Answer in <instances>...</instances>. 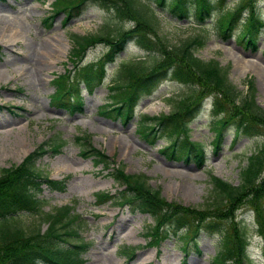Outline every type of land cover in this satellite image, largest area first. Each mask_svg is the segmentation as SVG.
Here are the masks:
<instances>
[{"label": "rangeland", "instance_id": "rangeland-1", "mask_svg": "<svg viewBox=\"0 0 264 264\" xmlns=\"http://www.w3.org/2000/svg\"><path fill=\"white\" fill-rule=\"evenodd\" d=\"M142 1L156 4L155 0ZM238 2L228 0L226 8L233 9ZM52 3L53 0H0V35H8L16 29L20 36L14 43L0 40V106L8 107L0 109V170L19 165L44 142L50 147L54 142L64 141L66 144L59 154L48 153L35 164L47 179H63L66 183L64 190L42 185L41 191L36 192L43 200L42 210L49 212L72 205L73 213L80 216L72 225L79 235L57 241V244L69 246L87 242L89 247L82 254L85 264H215L214 257L220 248L219 231L201 230L184 249L180 235L167 227L159 243L149 247L147 243L151 238L147 232L155 223L150 214L139 212L129 202L120 203L122 194L98 204L97 192L117 194L125 187L109 175L111 169L95 166L93 157H83L75 137H90L92 146L104 151L111 164L122 167L125 172L146 175L149 183L160 189L169 202L205 208L213 201L210 176L239 184V173L247 165V158L263 142L262 136L236 138L235 126H228L216 150L213 144L214 100L209 97L194 119L188 121L190 140L206 148V164L199 166L196 160L169 158L162 149L173 139L160 132V139L153 144L139 132V126L144 115L153 117L172 112L174 104L169 99L185 98L193 93V86L182 84L171 76L153 95L141 97L134 117L127 124L121 118L101 114L102 106L108 103L117 66L138 58L149 61L151 57L134 40L129 41L116 63L108 67L103 84L93 94L83 93L82 112L72 113L50 104L54 76L72 69L69 61L73 50L72 35L112 34L131 27L129 23L120 22L111 10L93 1L83 5L75 17H69L65 25L67 14L54 15ZM258 3L259 13L264 16V3L262 0ZM191 8L190 19L174 16L167 6L156 9L161 23L159 33L165 37L164 41L171 46L196 36L203 37L205 45L196 50V55L204 61L216 60L228 68L231 82L243 92L247 91L248 81H252L257 103L264 109V30L254 49L239 38L242 19L225 38L218 26L221 13L217 11L204 25H198L194 5ZM51 15H54L52 20L45 23L43 20ZM106 51L104 45L90 49L85 64L99 60ZM196 90L197 96L201 95L202 90ZM208 92L207 89L206 94ZM182 139L183 136L178 138ZM210 213L211 219H216V210L211 209ZM41 216L22 213L17 218L24 227H31L40 222ZM236 216L248 230L251 256L257 264H264L263 239L257 232L254 211L244 205ZM46 227V223L41 224L42 230ZM122 246L139 247L133 260H127L119 251Z\"/></svg>", "mask_w": 264, "mask_h": 264}, {"label": "trees", "instance_id": "trees-1", "mask_svg": "<svg viewBox=\"0 0 264 264\" xmlns=\"http://www.w3.org/2000/svg\"><path fill=\"white\" fill-rule=\"evenodd\" d=\"M99 2L111 10L122 23H129L128 29L115 33L72 35L73 50L70 61L74 71H67L53 80L55 86L52 102L72 113L82 112L83 92L93 93L102 85L108 73L107 67L116 62L119 54L130 40L146 50L151 57L121 62L115 69L110 86V103L100 113L131 121L135 108L144 95L154 94L167 77L194 87L193 93L185 98L169 99L173 110L159 116H142L139 132L154 144L160 132L173 140L162 150L171 159L196 160L199 166L206 163V149L202 143L190 140L189 122L194 119L203 102L213 97L214 146L219 149L223 131L235 126L236 138L240 136H262L263 142L247 158V165L239 173V184H233L211 175L213 201L205 208L184 206L176 201L169 202L160 189L154 188L144 174L127 173L122 167L110 173L120 184L126 186L122 202H131L143 213H150L155 224L147 232L152 242H157L161 231L170 225L175 231L184 229L182 237L194 239L197 233L220 232V248L214 257L215 264H255L248 251V230L236 219L237 211L244 205L255 213L256 225L264 241V109L256 100V89L252 81L243 92L229 78V69L216 60L204 61L196 50L205 45L201 36L169 45L159 33L160 19L156 9L167 6L180 19L191 18V6L195 7L196 24L204 25L218 11L219 30L225 38L233 32L239 19L243 20L239 34L247 46L257 49L258 39L264 30L263 13H259L258 0H239L236 7L227 9L228 0H155L156 4L142 0H53V13L65 12L67 20L76 16L87 2ZM264 3V0H262ZM246 18H243V15ZM51 16L48 17L50 22ZM66 20V21H67ZM105 44L107 52L96 62L83 66L87 51L99 44ZM202 90L197 96L196 88ZM209 90L206 94V90ZM194 94V96H193ZM193 96V97H192ZM189 119V120H188ZM183 136L181 141L178 140ZM83 157H94L95 165L110 169L111 162L104 154L91 146L88 136L76 137ZM66 142H54L48 149L47 142L40 144L27 155L19 165L0 170V264H84L82 253L89 246L86 242L60 246L57 241H67L68 236H78L72 227L79 215L73 213L72 205H64L53 211L42 210L43 200L37 197L40 184L45 182L53 189L63 190L64 180L47 179L36 166L44 155L58 154ZM120 193H123L120 191ZM98 202L117 199L108 192L97 193ZM216 210L212 220L210 210ZM21 212L42 215L38 224L24 227L15 216ZM47 227L42 230L41 224ZM264 251V245H263ZM120 252L132 259L136 247L123 246Z\"/></svg>", "mask_w": 264, "mask_h": 264}, {"label": "bare ground", "instance_id": "bare-ground-1", "mask_svg": "<svg viewBox=\"0 0 264 264\" xmlns=\"http://www.w3.org/2000/svg\"><path fill=\"white\" fill-rule=\"evenodd\" d=\"M9 32V31H8ZM20 38V36H19V34H18V31L16 30V29H13V30H11L10 32H9V34L7 35V34H1L0 35V40H2V39H7L8 41L7 42H9V43H14V42H16L18 39ZM3 42V41H2ZM8 43V44H9ZM10 46H12V45H10Z\"/></svg>", "mask_w": 264, "mask_h": 264}]
</instances>
